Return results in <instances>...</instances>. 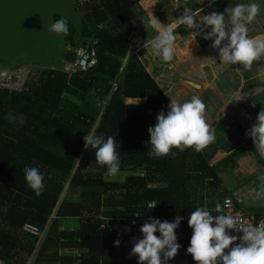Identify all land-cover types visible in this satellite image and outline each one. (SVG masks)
<instances>
[{"label": "trees", "instance_id": "16d2710c", "mask_svg": "<svg viewBox=\"0 0 264 264\" xmlns=\"http://www.w3.org/2000/svg\"><path fill=\"white\" fill-rule=\"evenodd\" d=\"M141 1L78 5L83 15L80 34L67 20L64 62H73L79 47L90 46L98 59L92 70L71 79L60 71L35 72L28 91L0 90L4 264H138L131 247L142 238L139 229L146 219L174 222L177 216L183 217L176 230L181 247L167 264H195L187 253L192 235L187 214L203 207L213 215L215 204L233 199L218 169H235V157L244 148L213 165L211 156L191 148H174V156L149 155L148 129L159 112L167 113L169 102L137 58L123 62L136 22L145 16ZM138 98L145 102L136 104ZM90 133L115 138L120 159L115 178L96 164L95 150L85 148L83 136ZM26 167L44 174L39 197L25 181ZM153 202L155 208L149 206ZM235 204L237 210L248 208L245 202ZM262 219L263 213L255 218ZM66 220H73L72 228L64 227ZM26 223L38 227L43 237L23 233ZM118 238L121 243L115 247Z\"/></svg>", "mask_w": 264, "mask_h": 264}, {"label": "clouds", "instance_id": "9594fccd", "mask_svg": "<svg viewBox=\"0 0 264 264\" xmlns=\"http://www.w3.org/2000/svg\"><path fill=\"white\" fill-rule=\"evenodd\" d=\"M212 2L214 3L215 0ZM202 11L199 9L194 12L184 8L176 22L167 25L162 24L151 13L150 23L157 34L148 43L155 54L164 62H171L175 56L176 41L179 36L176 33L177 27L184 25L187 29H199L203 25L211 29L203 36V39L213 41L211 46L213 49H218L221 63L239 64L246 70H251L253 63L264 57V35L250 37L248 34V25L261 12L259 4L239 3L230 10L226 9L224 13L213 11L203 16ZM226 11L229 12L227 22ZM48 31L57 36L69 35L67 19L61 18L54 21ZM196 36L197 33L192 32L187 39L184 37L183 39L191 44L196 41ZM143 47L146 48L147 45L143 43ZM127 58L129 57L126 56L125 59ZM207 59L215 63V58ZM63 61L64 59L60 63ZM56 64L58 65L59 62L45 66ZM33 66L37 68L36 71L40 68ZM141 66L145 68L143 64ZM139 102L138 98L136 104ZM205 113L206 104L198 96H193L183 103L170 100L167 113L159 112L155 126L148 129L150 137L148 143L151 145L149 155L163 157L171 154L174 156L175 153L172 152L174 148L181 152L189 148L197 152L205 149L215 140V130L207 123ZM246 135L253 140L260 154L264 155V109L258 113L255 124L246 132ZM83 140L85 148L88 149V146H91L95 150L96 164L106 168L108 177L115 178L120 172V159L115 138L108 136L105 140L103 136L90 133L84 135ZM24 172L29 188L37 197L42 195L44 174L36 167H26ZM247 191L250 190L245 192ZM247 201L245 199L242 203H248ZM156 205V202H153V208ZM216 207L219 209L220 205ZM182 219L181 216H177L174 222L149 219L142 225L139 229L142 238L134 240L131 247V255L137 258L138 264H167V261L178 254L181 245L177 242L176 230ZM188 227L192 230V235L187 253L191 255L195 264H264V220L259 224L248 223L246 226H241L242 232H240L237 231L236 217L223 214L213 216L202 207L191 212ZM230 230L240 232L242 235L240 237L230 235ZM157 233L159 236L156 235ZM238 239L240 243H237ZM120 243L121 240L118 238L114 241V246L119 247Z\"/></svg>", "mask_w": 264, "mask_h": 264}, {"label": "crops", "instance_id": "0c3cea01", "mask_svg": "<svg viewBox=\"0 0 264 264\" xmlns=\"http://www.w3.org/2000/svg\"><path fill=\"white\" fill-rule=\"evenodd\" d=\"M255 2L261 12L248 25L249 36L264 35V0H148L139 4L145 16L138 18L131 45L143 46L157 34L150 23L151 13L162 24L175 23L184 8L194 12L202 9L201 15L213 11L224 13L239 3ZM143 6V7H141ZM226 22L229 12H225ZM199 21V16H197ZM230 27V24H229ZM211 29L203 25L199 29H187L179 25L176 33V52L171 62H164L155 51L150 50L148 62L149 75L165 92L170 100L180 103L189 101L193 96L200 97L206 104L205 119L215 130V140L202 153L211 156L210 164L221 162L226 156L245 149V153L235 157L237 167L233 170L219 168L223 186L229 182L230 194L252 192L246 196L247 202L264 204V155L255 148L253 140L246 132L255 124L258 113L264 109V57L253 63L251 70L242 65L223 64L218 49L212 48V40L203 36ZM196 32V41L189 44L185 39ZM215 58V63L207 58ZM126 59L123 60L125 62ZM221 63V64H220ZM133 102V101H130ZM145 102V101H140ZM139 102V103H140ZM250 153V154H249ZM235 165V163H233ZM124 179V175H121ZM263 206L252 207L249 216L256 218L263 213ZM264 214V213H263ZM73 222V220H71ZM169 221V220H168ZM72 222L69 228H72Z\"/></svg>", "mask_w": 264, "mask_h": 264}, {"label": "water", "instance_id": "95a60500", "mask_svg": "<svg viewBox=\"0 0 264 264\" xmlns=\"http://www.w3.org/2000/svg\"><path fill=\"white\" fill-rule=\"evenodd\" d=\"M56 16L69 20L81 33L83 15L76 0H0V62L23 55L38 67L60 63L68 41L48 31ZM263 205L246 203L248 208Z\"/></svg>", "mask_w": 264, "mask_h": 264}, {"label": "built area", "instance_id": "2783aa9c", "mask_svg": "<svg viewBox=\"0 0 264 264\" xmlns=\"http://www.w3.org/2000/svg\"><path fill=\"white\" fill-rule=\"evenodd\" d=\"M94 1V0H76V4L82 5L84 3ZM180 36H178V39ZM147 47L144 48L143 46H139L135 48V45H130L129 50L127 51L126 56H134L137 58L138 62L143 64L146 68V72L150 73V66L148 59L151 55L150 50H148V47H151L149 43L146 44ZM97 52L95 48H92L90 46H81L77 49L76 51V59L68 63L66 65H63L60 67L59 65H49V66H42L40 68H35L33 65L29 64L28 65V70H22V67H17V68H0V90H5V91H10V92H16V91H28V82L31 74L38 72V76H40L42 71H61L65 73L69 79L79 76L81 74L87 73L88 71L92 70V68L97 64ZM64 64V61L63 63ZM35 75V74H33ZM248 192V191H247ZM245 193H237L235 196H233V199L231 198H226L224 199L221 203L215 204L213 207L212 213L213 216L216 215H232L237 218L238 221V228L237 231L242 232V227L241 226H246L248 223H252L253 225L259 224L255 220L254 217H251L247 214H245L241 210H237L235 201H238L239 203H242L245 201L246 196L251 194L252 192H249L247 194ZM216 205H220V208L217 209ZM150 207H153V203L149 204ZM191 213L189 212L187 214V217L189 218ZM159 220L161 222L168 221V219H155ZM148 222L149 219H146ZM120 223V222H118ZM134 224L138 223V221H133ZM234 230H230L229 234L230 235H235L237 237H240L242 234L240 232H237ZM22 232L30 235V236H35V237H43V233L39 230L38 227L26 223L24 224L22 228ZM241 241L238 239L237 243H240ZM0 264H4L3 262L0 261Z\"/></svg>", "mask_w": 264, "mask_h": 264}, {"label": "rangeland", "instance_id": "374dc122", "mask_svg": "<svg viewBox=\"0 0 264 264\" xmlns=\"http://www.w3.org/2000/svg\"><path fill=\"white\" fill-rule=\"evenodd\" d=\"M148 0H146V2H147ZM144 2V1H143ZM143 2H141V3H143ZM141 7H143V6H141ZM67 63H64V64H62V63H59L58 65L60 66V67H62L63 65H66ZM28 65H29V62L24 58V56L23 55H19L18 57H16L15 59H13V60H10V61H8V62H0V68H2V70H4V68H17V67H22V70H28ZM250 154V153H249ZM221 180H222V178H221ZM224 185H225V189H226V192L228 193V194H230L231 193V191H232V188L230 187V185H229V182H227V183H225L224 182ZM233 195H235V194H233ZM250 209H252L251 207L250 208H244V209H242L243 210V212L245 213V214H247V215H250L251 214V212H252V210H250ZM260 210H262L263 211V213H264V208L263 209H260ZM264 215V214H263ZM71 220H66L64 223V227H69L70 226V224H71ZM72 225H73V222H72Z\"/></svg>", "mask_w": 264, "mask_h": 264}]
</instances>
